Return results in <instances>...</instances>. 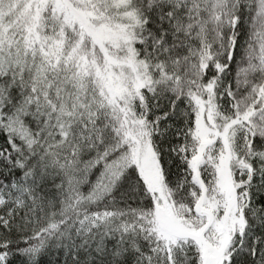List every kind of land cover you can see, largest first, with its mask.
Instances as JSON below:
<instances>
[{"label":"snow or ice","instance_id":"snow-or-ice-1","mask_svg":"<svg viewBox=\"0 0 264 264\" xmlns=\"http://www.w3.org/2000/svg\"><path fill=\"white\" fill-rule=\"evenodd\" d=\"M0 264H264V0H0Z\"/></svg>","mask_w":264,"mask_h":264}]
</instances>
